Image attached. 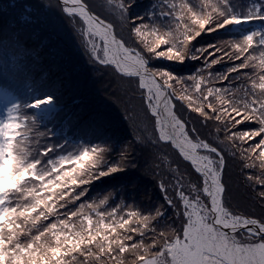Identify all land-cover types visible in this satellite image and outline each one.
Here are the masks:
<instances>
[{
	"label": "snow or ice",
	"instance_id": "6c2138e0",
	"mask_svg": "<svg viewBox=\"0 0 264 264\" xmlns=\"http://www.w3.org/2000/svg\"><path fill=\"white\" fill-rule=\"evenodd\" d=\"M196 2L153 0L135 15L137 0H56L132 129L114 155L107 113H73L45 66L60 53L56 25L37 11L24 17L42 26L31 37L0 34V264H264V30L193 43L264 12ZM44 29L51 40L34 45ZM159 59L200 63L181 75ZM129 170L127 196H89Z\"/></svg>",
	"mask_w": 264,
	"mask_h": 264
},
{
	"label": "trees",
	"instance_id": "16d2710c",
	"mask_svg": "<svg viewBox=\"0 0 264 264\" xmlns=\"http://www.w3.org/2000/svg\"><path fill=\"white\" fill-rule=\"evenodd\" d=\"M94 3H100L102 0H93ZM92 1V2H93ZM153 0H137V5L133 8V14L142 15L149 9ZM50 5L49 10L54 11V16L47 14L42 4ZM56 0H0V34H5L9 31L18 32L21 37H31L42 26L38 24L29 23L24 17L29 15H35L34 12L30 13L25 7H31L38 10L41 16L47 18L48 21L56 23L59 29V35L65 41H71L69 38L70 29L67 27L66 21L59 14V11L55 10ZM193 6L196 7V0H192ZM46 12V13H45ZM54 19H53V18ZM255 23V24H254ZM264 25V22H251L250 25L257 24ZM60 25V27H59ZM249 27L257 28V27ZM258 26V25H257ZM63 27V28H61ZM240 33L232 32L231 25L224 29L218 30L211 34H204L196 41L194 46L212 44L217 40L222 39H241L244 31L239 29ZM51 40V33L46 29L40 32L39 37L35 40L34 45H38L44 39ZM66 42V41H65ZM72 42V41H71ZM75 47L69 49L67 43L59 38L51 40V45L58 47L60 53L54 60L45 62L46 68L53 73L54 76L61 77L65 83V89L67 90L64 100L66 105L74 113L77 109H83L85 117L91 115L98 109H103L109 118L114 131L117 133H123V139L113 144V155L119 151L120 146L130 139L131 131L128 123L117 116L116 113L123 112L122 103L115 99H110L105 92V88L108 83V77H102L95 72H92L86 62V57L77 46L75 42H72ZM50 45V46H51ZM153 65L161 69H168L174 71L177 74H186L194 71L199 66V61L186 60L183 65H176L173 62L159 59L154 60ZM221 66H217L219 69ZM118 95H120L118 93ZM126 99V98H124ZM79 102V103H77ZM123 114V113H122ZM70 136H73V132H69ZM139 175L138 172L129 170L127 172L118 173L113 176L104 177L90 186L89 196H103L107 192L112 191L119 194L122 192L125 196L128 193L134 191L131 187L125 189V186L129 185L133 178ZM145 191L153 192L152 181L145 177L140 181V187L137 192V200L143 206L146 205V201L143 198Z\"/></svg>",
	"mask_w": 264,
	"mask_h": 264
},
{
	"label": "rangeland",
	"instance_id": "374dc122",
	"mask_svg": "<svg viewBox=\"0 0 264 264\" xmlns=\"http://www.w3.org/2000/svg\"><path fill=\"white\" fill-rule=\"evenodd\" d=\"M93 1V0H92ZM95 1H97V0H95ZM94 2V1H93ZM46 5L47 4H45V3H43L42 4V6H43V8L45 9V11L47 12V14H49V15H53L54 14V11H50L49 10V8L48 7H46ZM257 6H259L260 7V9H261V11L262 12H264V0H230V7H231V9H232V11H233V14H237V15H240V14H244V12L246 11V9H248V8H254V7H257ZM196 7H198V4L196 5ZM29 8H31V7H29ZM55 8V7H54ZM33 9V8H32ZM35 11H34V14H36V12L38 11V10H36V9H34ZM55 10H56V12H58V10L55 8ZM45 12V13H46ZM40 14V13H39ZM54 16V15H53ZM53 18V17H52ZM54 19V18H53ZM55 25H56V27L58 28V25L56 24V23H54ZM255 24V23H254ZM258 25V26H257ZM257 25H250L249 23H247V24H239V25H231V30H232V32H236V33H240V31H239V29L240 28H242V30L244 31V33L242 34V36L241 37H243V36H245V35H247L248 33H250V32H252V31H254V30H264V25H261L260 23L259 24H257ZM251 26H253V27H257V28H252V30H251V28H249V27H251ZM59 27H60V25H59ZM68 27V26H67ZM61 28H63V27H61ZM57 38H59V39H61L62 41H63V43H67L68 45H70L69 46V49L71 48V49H73L72 47L74 46L75 47V45L72 43V42H75L76 43V46H77V41H75L74 39H73V37H72V35H71V32L69 33V38H70V40L72 41H67V40H63L62 39V37L59 35ZM238 40H239V38H238ZM76 48V47H75ZM66 92H67V90L65 89V95H66ZM4 103H5V100H4V98L3 97H0V107H2L3 105H4ZM123 112H120V113H116L115 114V116H117V117H119V118H122L123 119V114H122ZM130 131H132V129L130 128ZM71 132V131H70ZM123 133H117L116 134V137H117V139H116V141L114 142V143H116V142H118V141H120L121 139H123ZM73 138L74 139H76V137L75 136H73ZM113 143V144H114ZM134 171V170H133ZM3 173H4V170L3 169H0V176H2L3 175ZM0 183H2V181H0Z\"/></svg>",
	"mask_w": 264,
	"mask_h": 264
}]
</instances>
